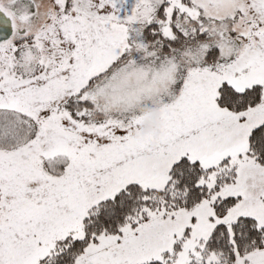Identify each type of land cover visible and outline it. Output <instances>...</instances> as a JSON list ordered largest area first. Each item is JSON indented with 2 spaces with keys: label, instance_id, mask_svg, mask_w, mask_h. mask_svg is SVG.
Returning a JSON list of instances; mask_svg holds the SVG:
<instances>
[{
  "label": "snow or ice",
  "instance_id": "6c2138e0",
  "mask_svg": "<svg viewBox=\"0 0 264 264\" xmlns=\"http://www.w3.org/2000/svg\"><path fill=\"white\" fill-rule=\"evenodd\" d=\"M0 264H264V0H0Z\"/></svg>",
  "mask_w": 264,
  "mask_h": 264
}]
</instances>
